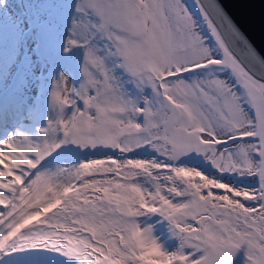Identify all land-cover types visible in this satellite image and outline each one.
Returning a JSON list of instances; mask_svg holds the SVG:
<instances>
[{"label": "snow or ice", "instance_id": "snow-or-ice-1", "mask_svg": "<svg viewBox=\"0 0 264 264\" xmlns=\"http://www.w3.org/2000/svg\"><path fill=\"white\" fill-rule=\"evenodd\" d=\"M80 11L66 51L86 49L83 82L57 81L59 115L39 143L0 141V253L229 264L246 245L264 264V57L216 0H81ZM152 213L175 251L137 222Z\"/></svg>", "mask_w": 264, "mask_h": 264}, {"label": "rangeland", "instance_id": "rangeland-1", "mask_svg": "<svg viewBox=\"0 0 264 264\" xmlns=\"http://www.w3.org/2000/svg\"><path fill=\"white\" fill-rule=\"evenodd\" d=\"M193 2L194 0H189V3ZM30 5L35 11V22L32 37L24 48L28 65H23V69L27 80L22 79L24 81L14 94L18 95L19 100L24 99L27 104H32L37 98L38 106L43 107L41 115L44 117L40 115L38 120L42 121L40 124L45 125L46 129L50 120L57 119L59 115L52 102V93L57 81L63 77L69 88H79L84 79L80 66L84 62L86 49L73 46L66 51V41L72 38L75 26L83 18V14L80 11L81 0H31ZM190 11L197 13L198 9L193 7ZM94 45L102 48L103 39L97 38ZM60 58L63 64L59 62ZM73 111L74 109L69 107L65 109L64 114L70 116ZM5 128L0 141L9 139L12 134H23L33 142L39 143L43 135L42 130L35 128L28 129L27 133L21 131L17 125L10 127L7 124Z\"/></svg>", "mask_w": 264, "mask_h": 264}, {"label": "bare ground", "instance_id": "bare-ground-1", "mask_svg": "<svg viewBox=\"0 0 264 264\" xmlns=\"http://www.w3.org/2000/svg\"><path fill=\"white\" fill-rule=\"evenodd\" d=\"M30 2L31 0H0V121H3L5 117L11 115L13 110H16V108H13L14 104L20 107L22 103L26 102L22 99L21 103L18 95L14 94V91H17L20 88V83L26 79L23 65L27 66L28 60L25 58L24 48L25 45H28L30 37H32V28L35 22V11L33 10L34 8L32 9ZM32 6L34 7L35 5ZM59 62L61 64L64 63L61 58ZM35 101L33 100V103ZM41 109L43 107L32 105L29 110L24 112L23 117L17 123L21 131L27 133V130L30 128L43 130L46 127L40 124L42 121L38 123ZM79 162V159L67 162L62 160L55 161L56 164L64 167L78 164ZM51 166L50 163L49 167ZM0 211H7L6 206L0 205ZM137 222L142 229L150 228L153 236L165 250L173 252L178 248V237L173 233L169 221L160 214L143 215L137 218ZM26 255L46 256L58 261L60 264H79V261L73 257L43 248L25 249L11 254L8 252L0 253V262ZM229 264H250L246 245L236 250Z\"/></svg>", "mask_w": 264, "mask_h": 264}, {"label": "water", "instance_id": "water-1", "mask_svg": "<svg viewBox=\"0 0 264 264\" xmlns=\"http://www.w3.org/2000/svg\"><path fill=\"white\" fill-rule=\"evenodd\" d=\"M216 3L235 29L264 57V0H216Z\"/></svg>", "mask_w": 264, "mask_h": 264}]
</instances>
